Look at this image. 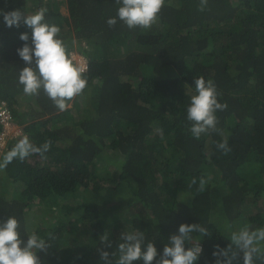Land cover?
Listing matches in <instances>:
<instances>
[{"label": "trees", "instance_id": "obj_1", "mask_svg": "<svg viewBox=\"0 0 264 264\" xmlns=\"http://www.w3.org/2000/svg\"><path fill=\"white\" fill-rule=\"evenodd\" d=\"M119 6L66 0L63 17L45 0H0V102L22 132L0 154V221L15 216L22 237L45 239L41 264H104L101 237L116 253L121 234L133 231L159 252L180 223L197 222L208 230L189 242L202 248L198 264H216L214 252L232 231L264 227V0H163L148 28L119 19L109 26ZM42 7L66 52L86 60L87 86L63 111L43 90L23 93L16 49L30 29L2 19ZM200 77L226 107L216 111L214 130L193 138L186 109ZM24 137L49 146L5 163ZM225 140L227 152L217 148ZM102 158L113 168L101 177ZM117 188L129 193L117 199ZM102 190L106 200L97 201ZM49 202L61 214L40 215L30 232L32 207L48 217Z\"/></svg>", "mask_w": 264, "mask_h": 264}, {"label": "clouds", "instance_id": "obj_2", "mask_svg": "<svg viewBox=\"0 0 264 264\" xmlns=\"http://www.w3.org/2000/svg\"><path fill=\"white\" fill-rule=\"evenodd\" d=\"M119 3L116 16L109 17L106 23L111 26L119 19L127 27L139 26L148 28L157 19L163 0H115ZM46 8H39L31 15H25L20 9L2 14L6 27L18 26L21 22L30 32L19 34V40L24 43L16 49L17 56L25 66L19 70L17 81L22 85L25 95H36L40 90L53 101L61 111L67 107L66 100L79 95L87 86V79L82 75L85 67L77 66L67 54L63 41L59 38L60 29L57 25L44 22ZM196 94L190 98L186 109V119L191 121L189 132L193 138H199L209 130H214L217 124L216 111L223 110L226 104L218 102V93L212 81L202 77L194 81ZM3 103L10 118L9 125H16L12 120L7 104ZM3 132V126L0 123ZM3 136L1 140L7 138ZM6 145V142H5ZM0 146V154L5 150ZM45 142L40 147L32 146L27 137L21 139L6 156L5 163L14 157L24 158L30 152L43 153L48 148ZM218 149L227 152V141L217 145ZM204 183L203 180L200 182ZM18 220L9 216L0 221V264H41L38 252L45 251L47 243L37 233L32 232L22 237L18 230ZM193 233L202 237L208 230L200 223H180L176 231L170 234L167 242L158 252L151 241L143 243L144 235L140 231L123 233L116 253L105 250L111 248L107 237H101L104 248H98L100 259L104 264H198L202 248L197 241L189 244ZM264 254V227H241L230 233L229 242L223 247H217L214 255L216 264H256V260Z\"/></svg>", "mask_w": 264, "mask_h": 264}, {"label": "rangeland", "instance_id": "obj_3", "mask_svg": "<svg viewBox=\"0 0 264 264\" xmlns=\"http://www.w3.org/2000/svg\"><path fill=\"white\" fill-rule=\"evenodd\" d=\"M47 2L50 3L51 7L53 9H57V11L60 13L61 16L63 17H67V11H66V7H65V2L66 0H45ZM72 59H73V63L76 64L77 66H83L85 67L86 69V60L84 57H82L81 55H79L78 53L74 52V50H72V48L70 49V52L67 53ZM71 104H69V107H70ZM5 135H8L7 138H4L3 140L0 141V146L2 145H5V142L8 141V138L9 140L12 138V137H17L19 135H22V132L21 130L16 126V125H8L7 128L5 127L3 129V133L0 134V137H5ZM110 158H111V161H115L117 159V157H115V154L114 153H110ZM103 160H99L96 162L95 166L99 167V166H107L108 168L107 169H104L100 172V176H105L107 174L108 171H110L113 167L112 165L109 166V164L106 163L107 160H105L104 158H102ZM212 176L210 175L209 178H211ZM123 192H125V194L128 192V189H121ZM122 191H119L118 192V188H117V192H114L113 195H115V197L118 199L122 196ZM264 192V190H263ZM129 193V192H128ZM127 195V194H126ZM130 196V195H129ZM103 198L106 200V197H105V190H102L100 192V194L98 195V198H97V201H101V199L103 200ZM262 199L264 198L261 197ZM68 199V198H67ZM79 200V198L77 199H71L70 201H66V202H71V201H77ZM60 203H62V201H60ZM64 203V202H63ZM74 202H71V206H73ZM47 205H50L51 207L48 208L50 210H52V215L50 216V214H48V217H43V215H46L44 214V212H46V209L43 207V208H40V210L37 211V207H32V210L31 212L35 213L36 215L34 214H30L29 216H27V222H28V226L30 227V232H31V229L34 228V223H38L39 224V221L40 219L38 218L40 215L42 216V218L45 219V221H50L52 217H54V221L56 220V216L58 217V214H61V212H56L54 211V206L51 204V202H49ZM50 212V211H49ZM127 231V230H126ZM229 238H230V235H229Z\"/></svg>", "mask_w": 264, "mask_h": 264}, {"label": "built area", "instance_id": "obj_4", "mask_svg": "<svg viewBox=\"0 0 264 264\" xmlns=\"http://www.w3.org/2000/svg\"><path fill=\"white\" fill-rule=\"evenodd\" d=\"M9 120H10V118L8 116L7 110L5 109L4 104L1 103L0 104V123L3 126V129L5 127L7 128V126L9 125ZM0 139H2V137H0Z\"/></svg>", "mask_w": 264, "mask_h": 264}]
</instances>
